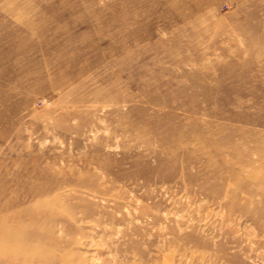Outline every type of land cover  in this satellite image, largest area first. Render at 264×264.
I'll use <instances>...</instances> for the list:
<instances>
[{"label":"rangeland","instance_id":"1","mask_svg":"<svg viewBox=\"0 0 264 264\" xmlns=\"http://www.w3.org/2000/svg\"><path fill=\"white\" fill-rule=\"evenodd\" d=\"M0 264H264V0H0Z\"/></svg>","mask_w":264,"mask_h":264}]
</instances>
